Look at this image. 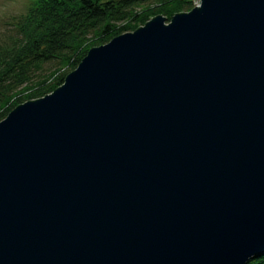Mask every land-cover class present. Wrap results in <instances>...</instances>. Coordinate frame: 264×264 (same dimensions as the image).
<instances>
[{
  "label": "water",
  "instance_id": "1",
  "mask_svg": "<svg viewBox=\"0 0 264 264\" xmlns=\"http://www.w3.org/2000/svg\"><path fill=\"white\" fill-rule=\"evenodd\" d=\"M262 255L264 0L155 16L0 121V264Z\"/></svg>",
  "mask_w": 264,
  "mask_h": 264
},
{
  "label": "trees",
  "instance_id": "2",
  "mask_svg": "<svg viewBox=\"0 0 264 264\" xmlns=\"http://www.w3.org/2000/svg\"><path fill=\"white\" fill-rule=\"evenodd\" d=\"M192 8L189 0H33L10 45L0 46V121L61 86L90 49L133 31L129 22ZM246 264H264V255Z\"/></svg>",
  "mask_w": 264,
  "mask_h": 264
},
{
  "label": "rangeland",
  "instance_id": "3",
  "mask_svg": "<svg viewBox=\"0 0 264 264\" xmlns=\"http://www.w3.org/2000/svg\"><path fill=\"white\" fill-rule=\"evenodd\" d=\"M189 1L191 2L193 8L199 6L200 0H189ZM32 2L33 0H0V46L8 45V44L10 45V41L16 35L17 24L20 22L21 19L25 17ZM180 13H186V12H180ZM173 14H179V13L173 12ZM172 17L173 15L163 18L166 20V23H168ZM152 18H150L149 20H151ZM148 21L146 20L141 23L137 22L135 25L129 22L127 25L129 28L131 25V29L133 26V29L136 30L137 28L142 27ZM124 25H126V23Z\"/></svg>",
  "mask_w": 264,
  "mask_h": 264
}]
</instances>
